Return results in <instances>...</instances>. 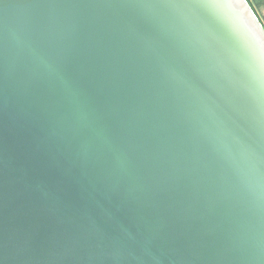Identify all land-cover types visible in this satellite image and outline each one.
I'll list each match as a JSON object with an SVG mask.
<instances>
[{
  "label": "water",
  "instance_id": "1",
  "mask_svg": "<svg viewBox=\"0 0 264 264\" xmlns=\"http://www.w3.org/2000/svg\"><path fill=\"white\" fill-rule=\"evenodd\" d=\"M0 264H264V82L213 10L0 0Z\"/></svg>",
  "mask_w": 264,
  "mask_h": 264
},
{
  "label": "snow or ice",
  "instance_id": "2",
  "mask_svg": "<svg viewBox=\"0 0 264 264\" xmlns=\"http://www.w3.org/2000/svg\"><path fill=\"white\" fill-rule=\"evenodd\" d=\"M190 6L211 9L222 26L231 48L238 57L240 67L246 75H252L264 82V35L259 39L238 40L222 23V16L228 0H188ZM250 2V0H249Z\"/></svg>",
  "mask_w": 264,
  "mask_h": 264
},
{
  "label": "trees",
  "instance_id": "3",
  "mask_svg": "<svg viewBox=\"0 0 264 264\" xmlns=\"http://www.w3.org/2000/svg\"><path fill=\"white\" fill-rule=\"evenodd\" d=\"M249 3L259 16L260 20L264 23V12H262L264 9V0H250Z\"/></svg>",
  "mask_w": 264,
  "mask_h": 264
},
{
  "label": "rangeland",
  "instance_id": "4",
  "mask_svg": "<svg viewBox=\"0 0 264 264\" xmlns=\"http://www.w3.org/2000/svg\"><path fill=\"white\" fill-rule=\"evenodd\" d=\"M262 12H264V9H263V11Z\"/></svg>",
  "mask_w": 264,
  "mask_h": 264
}]
</instances>
